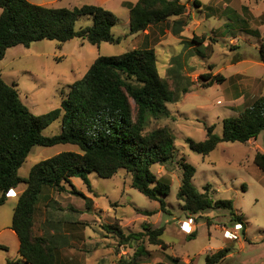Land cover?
Listing matches in <instances>:
<instances>
[{"label": "rangeland", "instance_id": "374dc122", "mask_svg": "<svg viewBox=\"0 0 264 264\" xmlns=\"http://www.w3.org/2000/svg\"><path fill=\"white\" fill-rule=\"evenodd\" d=\"M136 1L30 0L53 8L101 6L116 16L112 32L122 39L118 44L99 46L76 38L63 44L38 41L29 48L15 46L0 60V76L6 83L17 85L22 103L31 113L42 116L59 107L70 86L85 75L99 56H117L135 48L152 47L157 55L159 75L179 97L177 103L167 104L168 117L150 118L144 131L166 127L175 137V157L164 165L152 167L158 178L170 180V192L163 198L164 210L159 202L133 189L131 175L124 170L109 179L90 173L89 188L80 178L72 179L85 198L42 188L36 204L35 234H38L36 221L42 218V232L57 229L66 237L68 245L62 248V257L74 264H117L120 258L131 259L139 244H143L147 255L140 257L137 264H167L166 254L178 257L184 264H206V256L223 248L229 250L230 257L217 264H264V173L253 163L255 153L264 152V132L257 137L256 147L251 143L222 142L206 156L191 151L186 143L187 138L203 141L207 126L213 125L214 133L221 136L223 119L239 115L264 95V64L259 58L260 46L264 45V0H197L200 7L194 6L193 0H181L186 6L182 16L186 26L180 34L172 33L173 19H170L149 28L147 33L131 35L127 5ZM91 24V18L84 16L76 21L75 29ZM193 36L203 38L204 42L188 44ZM173 58L182 67L180 75L169 72ZM234 60L237 62L233 63ZM207 73L221 74L226 80L205 88L206 81L200 76ZM184 88L188 93L182 92ZM239 96H243L242 102L236 98ZM60 129L61 118H58L46 125L43 135L59 134ZM68 151L79 152V148L71 144L35 146L18 174L26 178L38 162ZM181 157L196 169L193 183L198 190L203 192L209 185L214 200H231L242 224L232 222L227 210L190 215L183 209L184 203L176 199L181 184ZM25 187L24 183L19 184L17 190ZM11 194H14L9 196L12 198L0 207V227L12 220L19 195L13 190ZM142 210L153 214L145 216ZM190 218L192 225L187 224ZM114 222L119 223L125 234L145 233L147 227L162 228L161 239L168 248L151 245L147 237L120 245L114 235L103 229V225ZM225 230L237 238H224ZM192 233L196 236L190 240ZM0 245L7 248L0 249V256L24 264L17 253L18 240L13 233L3 231Z\"/></svg>", "mask_w": 264, "mask_h": 264}, {"label": "trees", "instance_id": "16d2710c", "mask_svg": "<svg viewBox=\"0 0 264 264\" xmlns=\"http://www.w3.org/2000/svg\"><path fill=\"white\" fill-rule=\"evenodd\" d=\"M192 3L196 7L201 6L197 0ZM127 8L131 35L170 19H173L174 35L180 34L186 26L182 20L186 6L181 0H137ZM0 10V60L9 48H29L38 41L63 44L76 38L99 46L101 43L118 44L122 39L112 32L117 23L116 16L97 5L53 8L33 4L30 0H0ZM84 16L90 17L92 24L75 29L76 21ZM202 42L203 38L193 36L188 44ZM259 58L264 64V45L260 46ZM171 61L169 72L180 75L182 67L175 58ZM173 63L179 66V70ZM200 78L206 81L205 88L225 81L221 74L207 73ZM188 91L187 88L182 90L183 93ZM178 100V94L170 90L167 81L159 75L157 55L152 47L135 48L117 56H99L85 75L70 86L59 107L42 116L31 113L22 103L17 85L6 83L0 76V206L9 190L22 183L26 185L13 209L10 224L18 239V255L24 264H74L62 257V248L68 244L66 237L57 229L53 233L44 229L40 235L35 234L36 204L43 187L85 198L72 184L73 178H80L89 188L87 176L90 173L109 179L124 170L131 175V187L148 199L159 202L160 209L164 210L163 198L170 192V180L158 178L152 167L164 165L175 157V137L166 127L144 131L150 118L168 117L167 104ZM58 118H61L60 133L50 137L43 135L46 125ZM262 132L264 95L257 97L239 115L223 119L221 136L214 133L212 125L206 127L203 141L187 138L186 143L191 151L206 156L222 142L247 144ZM58 144L75 145L79 152L59 153L35 164L26 178L19 176L18 171L33 147ZM253 163L264 173V152H256ZM179 166L182 175L176 199L184 203L183 209L187 213L198 215L212 210H227L232 222L242 224L231 200H214L210 196L209 185L203 192L199 191L193 183L196 169L183 157ZM85 205L88 207L87 200ZM142 214L149 216L153 212L142 210ZM47 223H50L49 219ZM103 229L114 235L120 245H129L147 237L151 245L164 250L168 248L161 239L162 228L152 230L147 227L144 228L145 233L125 234L119 223L114 222L103 225ZM195 236L192 233L189 239ZM228 252L223 248L206 256L205 262L217 264L225 259ZM143 255H147V251L143 244H139L131 259L120 258L117 264H137ZM165 257L167 264H184L176 256L166 254ZM6 264L20 262L8 259Z\"/></svg>", "mask_w": 264, "mask_h": 264}, {"label": "crops", "instance_id": "0c3cea01", "mask_svg": "<svg viewBox=\"0 0 264 264\" xmlns=\"http://www.w3.org/2000/svg\"><path fill=\"white\" fill-rule=\"evenodd\" d=\"M147 31H148V29L146 30V31H144V32H146L147 33ZM226 80V79H225ZM235 97V96H234ZM236 98H238V100L240 101V102H242L243 101V96H239V97H236ZM256 140L257 139H254V140H250L248 143H251L254 147H256L257 146V144H256ZM257 149H259V148H257ZM258 152V151H257ZM26 188V187H25ZM25 188H22V189H20V190H17V187L16 188H13L12 190H13V192L14 193H16L17 195H20L24 190H25ZM11 190V191H12ZM16 195V196H17ZM10 198H12V197H6V200L7 199H10ZM6 200H5V202H6ZM5 202H4V204H5ZM3 204V205H4ZM3 205H1L0 207H2ZM36 211H37V207H36ZM36 213V212H35ZM36 215V214H35ZM36 223H37V226H38V235H40L41 233H42V218L39 220V221H36ZM10 224H11V222H9L5 227H0V234L3 232V231H5V230H7V231H10L11 233H13L14 235H15V237H16V234L10 229ZM34 231H35V227H34ZM51 233H53V231L51 232ZM17 238V237H16ZM236 238H237V236H236ZM236 238H234V239H236ZM18 240V239H17ZM226 241V240H225ZM3 248H6L5 246H1L0 245V249H3ZM7 249V248H6ZM17 253H18V245H17ZM230 257V254H228L227 256H226V259L227 258H229ZM225 259V260H226ZM8 260V258H6V257H3V256H0V264H6V261ZM12 260V259H11ZM13 260H16V259H13ZM75 264H77V263H75Z\"/></svg>", "mask_w": 264, "mask_h": 264}, {"label": "built area", "instance_id": "2783aa9c", "mask_svg": "<svg viewBox=\"0 0 264 264\" xmlns=\"http://www.w3.org/2000/svg\"><path fill=\"white\" fill-rule=\"evenodd\" d=\"M14 194H11V190H9L7 193H6V197H9V196H12ZM187 224L188 225H192L193 224V220L190 218V219H187ZM188 229V228H187ZM224 238H227V239H234L236 238V236L234 234H232L231 232L225 230L224 231Z\"/></svg>", "mask_w": 264, "mask_h": 264}]
</instances>
